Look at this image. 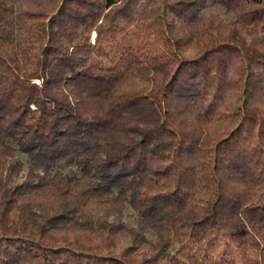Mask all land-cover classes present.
<instances>
[{"label": "trees", "instance_id": "trees-1", "mask_svg": "<svg viewBox=\"0 0 264 264\" xmlns=\"http://www.w3.org/2000/svg\"><path fill=\"white\" fill-rule=\"evenodd\" d=\"M0 264H264V0H0Z\"/></svg>", "mask_w": 264, "mask_h": 264}, {"label": "rangeland", "instance_id": "rangeland-1", "mask_svg": "<svg viewBox=\"0 0 264 264\" xmlns=\"http://www.w3.org/2000/svg\"><path fill=\"white\" fill-rule=\"evenodd\" d=\"M213 13L219 15L220 17H224L223 11L221 9H214L212 10ZM95 34L92 33L91 34V40L94 39ZM22 161H24L25 159L22 157L21 158ZM24 173V172H22ZM16 181H21V178H18ZM133 219H134V212L127 207L126 209H124L122 215H121V220L124 221L125 223L129 224V225H133Z\"/></svg>", "mask_w": 264, "mask_h": 264}]
</instances>
